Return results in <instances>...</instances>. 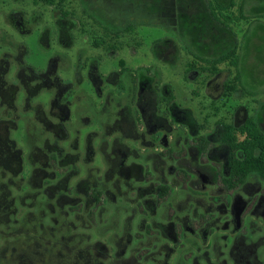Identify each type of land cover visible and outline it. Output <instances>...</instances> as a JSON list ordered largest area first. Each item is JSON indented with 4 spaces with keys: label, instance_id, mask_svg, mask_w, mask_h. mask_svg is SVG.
<instances>
[{
    "label": "rangeland",
    "instance_id": "374dc122",
    "mask_svg": "<svg viewBox=\"0 0 264 264\" xmlns=\"http://www.w3.org/2000/svg\"><path fill=\"white\" fill-rule=\"evenodd\" d=\"M237 2H243L246 16L234 26L239 42L242 83L238 84L239 90L225 95L224 84L234 79L236 69L222 63L220 71L213 74L201 68L209 64L199 61L198 68L189 70V62L196 58L187 51L180 32L156 19L125 14L118 5H111L110 0H66L62 8L43 2L36 4L34 0H0V57H4L5 50L11 53L5 56L8 58L19 54L18 48L22 44L27 49L26 63L43 70L52 57L58 56L61 75L67 78L70 74L69 79L75 83L73 89L77 102L71 106V116L76 121L78 116H90L88 98H91L104 121V124L94 127L98 137L110 139L124 131L116 117H120L118 112L123 105L132 101L133 94H130L127 81H124L127 89L123 91L119 86L120 77L112 75L121 69V59L131 71L150 66L158 73L157 87L170 90L176 102L190 110L193 116L192 120L181 117L179 122H166V130L158 131L160 140L151 136L153 131L160 130L157 123L152 127L158 129L152 128L149 132L144 129V124H138L139 131L146 132L138 136L141 140L137 142L126 140L136 151L126 152L124 159L116 162L113 170L103 179L106 180L104 188L108 191L109 200L95 222L86 218L83 208L79 210L81 215L71 217L70 226L67 223L66 228L70 229H60L56 237L48 228L36 229L33 219H23L17 226L8 217V204L0 203V264H141V261L150 264L158 256L155 246L171 243V219L185 226L189 216L205 211L213 201L212 196L227 194V190L214 182L212 170L206 167L226 163V150L220 143L218 122L222 119L239 125L264 103V0ZM107 22H112L113 27H109ZM129 23L134 25L131 30L126 29ZM164 38H170L172 42L162 48L160 56H156L153 51L155 42ZM92 57L103 60L100 70L105 77L111 74L110 81L98 85L101 87L99 95L93 87L86 86L83 76L79 82L75 73L79 63L89 62ZM12 67H15L14 63ZM32 93L35 97L32 95L34 98L30 99L29 106L25 103L24 90L19 91L16 101L19 128L12 132V137L23 148L28 147L25 118L29 117L31 123L42 127L38 121L44 119V111H48L53 95L44 85L33 86ZM108 93L109 101L103 102V96ZM79 95L81 98H78ZM154 104L153 107L158 105L160 110L164 109L160 101ZM5 105L8 102L5 101ZM0 107L3 113L1 104ZM107 117L109 119L105 122ZM76 126L82 132L92 129L84 125ZM29 132L30 141L39 137L37 129H30ZM200 134L211 139L213 148L209 160L199 157L194 146L189 144L193 136ZM169 147L182 150V156L174 159L169 155H160ZM41 154L35 149L32 160L37 162ZM106 156L108 159L105 160L97 157L96 166L100 174H104L106 166L114 164V159ZM24 158L26 162L29 157ZM179 167L189 170L192 175L187 182L176 175ZM81 168L79 178L84 177L86 172L84 165ZM38 182V178L33 179L35 186ZM159 183H168L172 187L169 200L163 205H156ZM245 189L240 191L244 197L253 191L256 198L264 195V180L253 176ZM139 202H142V207ZM65 208L69 210L67 204ZM263 209L261 204L257 212L261 213ZM24 216L19 215L20 218ZM47 222L45 217L43 224ZM255 227L264 230V221L257 217ZM148 228L152 231L150 234L146 232ZM157 228L162 231L161 234L153 232ZM82 232L91 234V239L82 237ZM64 233L65 236H62ZM80 238L81 253L79 247L74 248V245H79ZM48 240L54 244H47Z\"/></svg>",
    "mask_w": 264,
    "mask_h": 264
},
{
    "label": "flooded vegetation",
    "instance_id": "af4514ba",
    "mask_svg": "<svg viewBox=\"0 0 264 264\" xmlns=\"http://www.w3.org/2000/svg\"><path fill=\"white\" fill-rule=\"evenodd\" d=\"M107 23L109 27H113L112 22ZM16 44L11 46H17ZM21 45L18 48L19 54L10 55L8 58L5 56L11 53L5 50L4 57H0V104L4 108L2 113L0 107V203L8 204L10 208L8 217L17 226L23 219H33L36 221L34 224L36 229L48 228L56 236L60 229L65 231L70 229L66 228L67 223L70 226L71 217L81 215L79 210L83 208L86 218L91 222H95L96 217L101 215L105 203L109 200L108 191L104 188L106 180L103 179L113 170L116 162L124 159L126 152L136 151L126 140L133 142L141 140L138 136L145 134L146 131L141 133L138 124H144V129H148L149 132L155 128L152 125L157 123L160 130L155 128L158 130L153 131L151 136L160 140L161 134L158 131L166 130L164 126L166 122L176 123L178 116L176 107L170 105L168 108L166 100H160V103L164 105L163 110L155 106L158 97H161L160 94L164 91L167 94L169 90L165 87L159 89L156 84L150 85L148 89L141 88V67L131 71L121 59L119 61L121 69L112 75L116 74L120 77L119 80L122 81L119 86L123 91L127 89L124 84V81H127L128 88L132 91L130 94H133L132 101H127L118 112L120 117H116L118 121H121L124 131L117 137L111 136L110 139L105 136L98 137L94 127L104 124V121L102 122V116H99L96 103L91 98H88L91 117L78 116L76 121L71 116V106L77 102L73 89L75 83L69 79L70 74L67 75L68 79L61 75L60 58L52 57L45 69L37 70L26 63L27 49ZM11 46V49L15 48ZM18 50L16 48V52ZM102 62L100 57H92L89 62L79 63L75 71L78 81L80 82L79 78L83 76L86 86L93 87L96 93L101 89L98 87L99 84L102 85L111 80V74L105 77L100 70ZM39 85H44L53 94L48 104V111H44V119L38 121L42 124L39 128L31 123L29 117L25 118V124L28 126L25 140L28 147H19L17 140L12 137V132L19 128V115L16 112L18 93L24 90L25 103L29 106L33 95L32 88ZM78 98L81 96L79 95ZM103 98V102H108L110 94L108 93ZM5 101L8 102L7 106ZM83 103L84 101L82 105ZM152 103H155V107ZM147 104L150 106H146ZM108 119L107 117L105 122ZM75 124L92 129L89 132H82ZM30 129H37L39 133V137L31 139L32 141L29 139ZM202 135L212 145L211 139L205 134L193 136L189 144L194 146L199 157L209 160L213 147L205 157L200 155L199 146L194 141V137ZM35 149L42 153L37 162L32 160ZM99 154L104 160L108 159L106 155L114 159V164L112 163L108 168L106 166L104 174H100V169L96 166L97 157L100 158ZM162 154L177 159L182 156L183 152L175 147H169L160 153ZM24 156L29 157L26 162ZM227 158L228 152L226 151L224 165L220 163H214L215 166L206 165L212 170L214 182L227 190V194L212 196L213 201L205 208V211L189 216L185 226L175 221L174 218L171 219L169 230L171 243L165 246L156 245L158 256L150 264H264V230H258L255 227L257 217L264 221V209L261 213L257 212L258 207L261 204L264 205V195L260 194L256 198L254 191L247 197L240 194L241 190H246L251 177L255 176L263 180L264 178L251 175L240 186L228 189L218 180L220 170L224 173L228 171ZM107 162L109 163V160L105 162V165ZM81 165H84L86 172L84 177L79 178L82 172ZM180 168L183 167L177 169V176ZM191 177L190 174L188 180ZM34 178H38L39 181L36 186L33 184ZM162 186H168V195L164 199L159 195ZM171 190L170 184L159 183L156 205H163L167 202ZM96 193H99V197ZM66 204L69 210L65 208ZM138 205L142 207V202ZM25 207H27L26 211H24ZM21 214L25 216L20 218ZM45 217L48 218L47 224H43ZM215 223L216 226H213ZM153 230L158 234L162 232L159 228ZM146 232L150 234L152 231L148 228ZM80 234L82 237L86 236L91 239V234L86 232ZM61 235L65 236V233ZM79 240V245H74V248L79 247L78 251L81 253L82 238ZM47 244L52 246L54 242L51 243L48 240ZM88 252L92 256L90 249ZM145 262L141 261V264Z\"/></svg>",
    "mask_w": 264,
    "mask_h": 264
},
{
    "label": "trees",
    "instance_id": "16d2710c",
    "mask_svg": "<svg viewBox=\"0 0 264 264\" xmlns=\"http://www.w3.org/2000/svg\"><path fill=\"white\" fill-rule=\"evenodd\" d=\"M65 1L34 0L36 4L43 2L61 8ZM110 4L118 5L125 14L143 15L156 19L171 29L177 28L187 51L196 58L195 61L189 62V70L198 68V63L201 61L209 64L201 66L202 70L208 69L214 74L220 71V64L225 63L236 69L234 79L224 84L227 91L225 95L239 90L238 84L242 83L239 71V42L234 26L241 18L246 17L243 2L238 3L237 0H110ZM133 27L134 25L129 23L126 29L131 30ZM171 42L170 38L156 41L153 48L155 55L160 56L162 48ZM157 77L158 73L150 66L141 67V88L148 89L152 84L157 85L159 83ZM160 95L156 105L160 100H166L168 108L170 105L175 106L178 122L181 121V117L193 119L190 110L182 108L175 102V97L170 90L169 93L166 94L164 91ZM218 124L221 133L220 141L228 152V171L224 173L220 170L218 175L222 185L233 189L243 184L251 175L264 178V103L238 126L222 119ZM194 141L199 146L200 155L206 157L212 148L210 142L204 135L194 137ZM178 176L186 182L190 174L187 170L180 168ZM98 192H100L99 189ZM96 195L99 197V193ZM159 195L164 199L168 195V186H162Z\"/></svg>",
    "mask_w": 264,
    "mask_h": 264
}]
</instances>
